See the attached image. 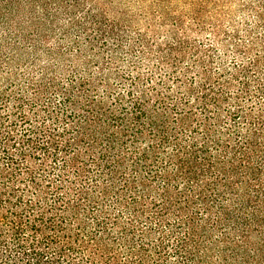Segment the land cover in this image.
Listing matches in <instances>:
<instances>
[{
    "label": "trees",
    "instance_id": "trees-1",
    "mask_svg": "<svg viewBox=\"0 0 264 264\" xmlns=\"http://www.w3.org/2000/svg\"><path fill=\"white\" fill-rule=\"evenodd\" d=\"M0 264H264V0H0Z\"/></svg>",
    "mask_w": 264,
    "mask_h": 264
}]
</instances>
